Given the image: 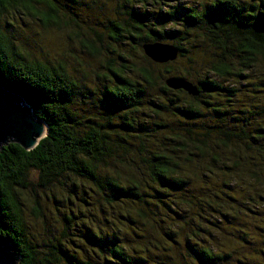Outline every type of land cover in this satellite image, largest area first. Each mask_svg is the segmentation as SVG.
Listing matches in <instances>:
<instances>
[{"label":"trees","instance_id":"1","mask_svg":"<svg viewBox=\"0 0 264 264\" xmlns=\"http://www.w3.org/2000/svg\"><path fill=\"white\" fill-rule=\"evenodd\" d=\"M73 1L79 11L61 0H0V25L12 10L44 27L66 17L86 30L90 54L106 52L105 39L116 52L95 84L106 108L93 113L82 102L86 78L25 58L0 26V86L49 128L32 150L0 149L2 240L19 264H245V240L264 242V0ZM149 44L177 57L156 62ZM129 46L146 63H131ZM175 78L199 94L173 88ZM32 170L63 208L43 251L19 195L34 186ZM255 256L249 264H264L263 243Z\"/></svg>","mask_w":264,"mask_h":264},{"label":"rangeland","instance_id":"2","mask_svg":"<svg viewBox=\"0 0 264 264\" xmlns=\"http://www.w3.org/2000/svg\"><path fill=\"white\" fill-rule=\"evenodd\" d=\"M61 1L65 7L70 6L72 10L79 11L80 9L73 0ZM82 1L92 4L94 0ZM177 1L179 0H174L173 2L179 3ZM93 10L98 13V10L95 9V7ZM0 26L1 31L13 39L18 52L25 58L32 61L41 60L53 65L65 63L72 70L75 68L77 76L86 78L89 83V90L86 91V95H83L84 101L82 102L84 103V106L88 111L93 113L105 110L106 104L102 99L101 92L99 91L100 89L96 87L95 84L102 83L105 80L103 78L104 75L108 74L109 76L107 71V67L109 66L108 63L110 62V58L116 56L114 46L111 45L107 48L109 42L107 43L106 39L104 42V44H106V52L102 50L100 55L94 56L85 50L81 44L82 38L87 36L89 38V35H86V30L84 31L82 29L83 31L80 33L81 28L70 22L66 17L63 19L62 25L59 27H44L42 23L35 18L26 16L23 11L12 10L7 12L2 18ZM96 30L102 32L105 37L106 33L103 29L97 28ZM94 36H92L93 39H96L97 41V38ZM125 52L126 55L131 58V63L137 62L141 65L146 63L144 60L145 53L143 49H135L129 46ZM128 73H131V71ZM29 180L35 187H31L27 192H24L23 195H21L20 192V201L23 203V216L28 233L35 243L37 242L41 245L39 248L43 251L42 248L47 239L49 240L53 237L59 236L58 232L61 231L62 222L59 217V212L56 209L63 212V208L61 205H56L53 202L51 191H43L40 187L36 188V185L38 184L37 171L32 170L30 172ZM56 196L61 198L60 200L63 199L61 194H57ZM35 198L39 199L41 202V210L39 208L35 209ZM78 205L84 209L82 206L83 204ZM87 208H89V206H87ZM118 226L120 225L118 224ZM126 239L129 242L133 240L130 235L128 237L126 236ZM238 239H240V237ZM238 239L237 244L239 247H242ZM262 243L264 244V242L257 237H248L245 240L244 248L250 250L249 253L246 254L247 258L245 264H249L258 259L255 254L260 253V245ZM255 244H258V246L256 249H252V246Z\"/></svg>","mask_w":264,"mask_h":264},{"label":"water","instance_id":"3","mask_svg":"<svg viewBox=\"0 0 264 264\" xmlns=\"http://www.w3.org/2000/svg\"><path fill=\"white\" fill-rule=\"evenodd\" d=\"M144 50L147 56L160 63L173 60L178 54L175 48L160 44L146 45ZM168 84L173 88H184L191 95L199 94L196 86L186 80L175 78ZM48 130V125L34 115L29 105L0 86V149L9 142H16L26 150H32L48 135ZM20 258L0 235V264H19Z\"/></svg>","mask_w":264,"mask_h":264}]
</instances>
